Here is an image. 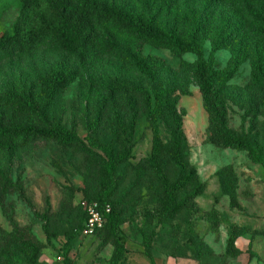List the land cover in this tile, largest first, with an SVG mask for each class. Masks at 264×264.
I'll list each match as a JSON object with an SVG mask.
<instances>
[{
	"label": "rangeland",
	"instance_id": "obj_1",
	"mask_svg": "<svg viewBox=\"0 0 264 264\" xmlns=\"http://www.w3.org/2000/svg\"><path fill=\"white\" fill-rule=\"evenodd\" d=\"M112 1L169 29L189 26L195 12L211 15L215 27L223 16L231 17L224 10L212 11L204 0H177L171 11L151 0ZM16 7V0L1 2L0 37L11 33ZM245 19L254 57L262 41L255 34L258 26ZM99 35L102 50L114 38L115 50L125 59L99 50L80 66L54 38L18 52L0 51V94L9 82H18L28 96L37 98L40 79L62 62L73 76L67 89L56 91L46 112L44 106L0 108V127L39 131L56 126L78 135L68 146L38 137L13 152L0 150V171L10 181L0 189V235L8 234L0 256L15 246L33 264H264L263 169L246 152L223 146L224 135L206 111L195 77L198 56L142 45L107 27ZM211 51L208 41L205 60ZM139 54L162 58L163 71L154 78L140 74L135 64ZM231 57L228 50L216 52L215 67L225 69ZM251 74L248 61L215 93L225 102L227 129L256 136L261 145L264 88L252 85ZM115 78L129 89L115 91ZM133 87L145 92L131 91ZM161 90L167 92L166 105L154 113L155 93ZM176 141L186 145L185 162L195 168V175L175 167ZM104 146L117 153L111 178L100 148ZM178 181L187 185L178 189ZM166 187L175 190L171 198ZM107 189L115 221L92 236L74 233L79 204L98 199Z\"/></svg>",
	"mask_w": 264,
	"mask_h": 264
},
{
	"label": "trees",
	"instance_id": "obj_2",
	"mask_svg": "<svg viewBox=\"0 0 264 264\" xmlns=\"http://www.w3.org/2000/svg\"><path fill=\"white\" fill-rule=\"evenodd\" d=\"M3 0H0V4ZM159 7L173 9L177 0H151ZM212 11L224 10L231 17L223 16L219 26H214L211 15L194 13L189 18V26L177 24L172 28H165L154 17L136 12L125 5L112 0H16L17 17L11 25V33L0 37V51L18 52L29 48L46 38H54L61 43L63 51L74 56L80 66H84L87 58L94 52L102 50L99 41V30L107 27L119 37L133 36L140 44L155 49L171 50L177 55L188 53L196 54L199 61L195 67V77L203 96L204 107L211 115L212 120L219 126L223 136V146L244 151L263 169L264 173V138L261 145L256 142V136L237 135L227 129L225 124V102L215 93V88L223 89L237 75L240 68L248 61L252 65L251 83L253 86L264 88V0H204ZM246 16L258 26L255 34L261 39L256 45V54L251 51V36L246 26ZM212 41V51L209 60L204 59V46ZM115 39L109 38L108 45L102 51L112 57L125 59L115 50ZM228 50L232 57L225 69H218L214 65V56L218 51ZM138 72L143 76L154 78L165 67L162 58L152 55L139 54L135 58ZM73 82L71 69L67 63L62 62L53 67L47 76L40 79V92L37 98L26 94L18 82H9L3 93L0 94V108L16 109L18 111L34 109L44 106L48 110L56 91L67 89ZM115 91H126L129 88L117 78L112 81ZM131 91L143 94V88H131ZM167 92L164 90L155 93L156 107L153 110L161 111L166 105ZM38 137L47 141H55L60 145L68 146L78 141V135L71 130L52 126L46 130L36 131L33 128H3L0 127V150L15 151L18 146H25ZM107 156L105 165L109 178L116 170L117 153L110 147H100ZM186 145L176 141L172 153L175 167L182 173L195 175V168H189L185 162ZM2 183H10L5 174L0 171V189ZM185 181H178L175 185L183 189ZM227 190V184L224 183ZM174 189V188H173ZM166 191L171 198L175 190ZM199 189V188H195ZM110 189L104 190L98 199H87L83 202H98L101 205L110 204L107 198ZM80 207V223L74 228V233H82L87 221V210ZM107 215L106 223L114 222L113 206ZM48 235V230L43 226ZM97 233V232H96ZM8 234L0 235V245L6 241ZM72 236L69 237L64 252L70 249ZM22 244V243H21ZM24 247V245H21ZM20 252V255L17 252ZM27 253V252H26ZM5 259V260H2ZM0 264H33L27 262L25 250L14 246L9 255L0 256ZM65 264L67 261L65 260Z\"/></svg>",
	"mask_w": 264,
	"mask_h": 264
},
{
	"label": "built area",
	"instance_id": "obj_3",
	"mask_svg": "<svg viewBox=\"0 0 264 264\" xmlns=\"http://www.w3.org/2000/svg\"><path fill=\"white\" fill-rule=\"evenodd\" d=\"M82 205L87 210V221L84 224L82 234L84 236H92L97 231L101 230L106 222L107 215L111 213L110 204L101 205L98 202L87 203Z\"/></svg>",
	"mask_w": 264,
	"mask_h": 264
}]
</instances>
